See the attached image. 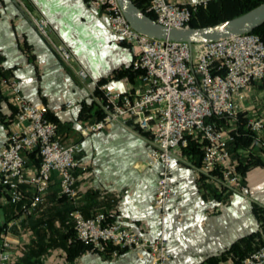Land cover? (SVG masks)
Instances as JSON below:
<instances>
[{"label": "crops", "instance_id": "1", "mask_svg": "<svg viewBox=\"0 0 264 264\" xmlns=\"http://www.w3.org/2000/svg\"><path fill=\"white\" fill-rule=\"evenodd\" d=\"M32 16L50 20L52 38L73 48L89 79L80 78L77 66L61 59ZM134 57V46L119 40L105 15L85 0H0V78H17L25 98L47 106L59 121L62 141L79 143L76 206L83 214L105 213L151 240L164 231L171 254L167 264H235L225 251L260 229L252 206L264 208V166L249 169L247 191L236 192L201 171L198 153L187 152L186 145L177 147L173 180L178 195L162 221L153 205L158 168L147 165L152 150L149 135L128 119L88 135L80 131L83 124L97 117L100 103L96 89L101 79H105V90L133 92L144 87L139 76H113L114 70L131 66ZM236 102L240 115L233 122L235 130L240 118H264V83L254 81ZM15 110L6 89L0 87V149L13 127ZM252 147L264 160V132L256 134ZM24 189L32 194V188ZM72 205L62 198L57 173L51 178L44 204L28 218L15 217L17 205L9 203L0 190V225L7 222L0 243L18 219L9 228L14 241L9 264H151L146 250L128 251L116 258L86 251L67 260L59 244L64 241V221ZM38 248L43 250L39 253Z\"/></svg>", "mask_w": 264, "mask_h": 264}, {"label": "built area", "instance_id": "2", "mask_svg": "<svg viewBox=\"0 0 264 264\" xmlns=\"http://www.w3.org/2000/svg\"><path fill=\"white\" fill-rule=\"evenodd\" d=\"M206 1L148 0L147 10L160 24L189 28L192 7ZM85 2L105 15L111 32L119 40L134 46L132 64L141 71L139 77L144 87L133 92L105 90L97 82L103 116L83 124L81 133L88 135L128 119L140 132L149 135L152 150L147 165L158 168L153 205L162 221L178 195L173 180L174 151L187 145L189 137L202 143L201 171L223 187L245 193L247 187L231 152L235 140L233 122L240 115L237 97L254 81L264 83V40L253 32L192 45L182 40L153 38L132 27L118 0ZM32 17L61 59L70 66L76 65L80 78L89 79L88 70L73 48L64 40L52 38L50 20ZM0 87L6 89L16 106L13 127L0 149V183L9 191L10 202L21 206V216L36 213L44 204L51 178L57 173L61 195L73 203L69 217L75 235L90 245L91 252L116 258L128 251L146 250L151 264H167L171 254L164 231L151 240L105 213L90 217L83 214L76 206L79 143L62 141L58 123L47 117L49 108L28 101L17 78L1 77ZM246 126L261 134L264 118L249 117ZM34 150L40 165L31 168L26 153ZM25 187L32 188L31 195ZM17 222L18 219L12 224ZM9 228L0 243V264L12 260L14 241ZM235 264H264V244Z\"/></svg>", "mask_w": 264, "mask_h": 264}, {"label": "trees", "instance_id": "3", "mask_svg": "<svg viewBox=\"0 0 264 264\" xmlns=\"http://www.w3.org/2000/svg\"><path fill=\"white\" fill-rule=\"evenodd\" d=\"M133 1L144 13L152 18H155V15L147 10L149 6L148 0ZM263 2L264 0H207L206 2L199 3L198 5L192 7L190 27L212 25L233 19L247 13ZM252 32L258 34L264 40V23ZM140 73L141 71L134 69L132 64L129 67L118 68L114 70L113 76L116 78L122 76H129L132 78L134 76H139ZM104 82L105 79H101L98 83L102 85ZM96 93L98 95H101V90L97 88ZM96 114L97 117L95 120H98L103 116L101 107L96 110ZM47 117L48 119L58 123L59 125V121L51 115L50 111H48ZM219 121L223 122V120ZM234 134L235 140L231 145V152L237 161V168L242 174L243 182L245 183L246 172L253 167L264 166V160L261 158L260 154L253 151L252 143L256 139V134L246 126L245 119L240 118L237 130L234 131ZM185 150L189 153H198L200 155L202 164L203 149L202 143L198 138L189 137L188 144L186 145ZM245 150H249V152L245 153ZM26 155L28 163H33L35 164V166L40 165V158L37 156L36 150L27 152ZM0 190L4 198H6L9 203H11L9 200V191L2 183H0ZM62 198L65 197L62 196ZM71 209L69 210V212L71 211ZM17 210L18 211L15 217L22 215L20 205H17ZM252 210L260 221V229L238 239L225 251V256H231L235 263L240 262L243 258L248 256L264 244V208H262L258 204H253ZM69 212L64 221V225L67 228L64 234V241L61 242L59 246L64 249L67 260L72 261L82 253L90 251L91 247L90 245L86 244L76 237L74 224L69 217ZM32 215L23 216L25 218H28ZM6 228L7 222L0 225V232L4 233ZM42 250L43 248H38L37 251L40 253V251Z\"/></svg>", "mask_w": 264, "mask_h": 264}, {"label": "water", "instance_id": "4", "mask_svg": "<svg viewBox=\"0 0 264 264\" xmlns=\"http://www.w3.org/2000/svg\"><path fill=\"white\" fill-rule=\"evenodd\" d=\"M118 3L132 27L137 31L153 38L186 41L190 45L250 33L264 23V2L233 19L189 28H173L158 23L144 13L133 0H118Z\"/></svg>", "mask_w": 264, "mask_h": 264}]
</instances>
